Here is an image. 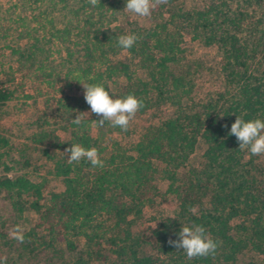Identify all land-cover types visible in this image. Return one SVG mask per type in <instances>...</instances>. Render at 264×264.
I'll return each instance as SVG.
<instances>
[{
    "label": "trees",
    "instance_id": "1",
    "mask_svg": "<svg viewBox=\"0 0 264 264\" xmlns=\"http://www.w3.org/2000/svg\"><path fill=\"white\" fill-rule=\"evenodd\" d=\"M125 7L126 0H101L95 7L88 0H44L32 10L33 24L22 18L29 40L25 49L11 51L30 60L29 66L36 62L34 75L48 92H58L60 126L70 135L64 139L54 128L40 127L26 136L24 147L13 148L18 158L2 160L13 145L0 133V194L14 209L37 214L17 253L23 264H264V156L239 149L230 135L238 116L264 120V0L191 6L168 0L152 11L145 27L113 24ZM55 8L64 11L59 23ZM129 34L140 39L125 50L118 39ZM185 34L216 45L222 55L223 87L201 99L193 90L199 63L186 56ZM56 44L63 48L55 50L62 72L50 58ZM37 49L44 50V62L33 61ZM82 84L103 85L114 98L136 96L145 105L136 116L167 104L174 110L144 126L127 146L112 133L129 128L108 121L99 126L102 117L91 111L85 116L90 106ZM65 85L79 92L70 94ZM12 92L9 85L0 88V105ZM77 116L79 125L72 122ZM91 120L98 125L96 135L89 132ZM77 143L97 148L104 167L86 159L69 164L65 150ZM29 147L40 150L47 173L61 178V190L45 189V177L19 172L31 164L22 153ZM198 147L197 160L189 162ZM159 163L175 188L169 184L162 192L155 184ZM170 191L176 196L172 215L146 218L155 224L137 227L143 207ZM192 225H202L218 242L214 256L188 260L169 244L179 239L182 226Z\"/></svg>",
    "mask_w": 264,
    "mask_h": 264
},
{
    "label": "rangeland",
    "instance_id": "2",
    "mask_svg": "<svg viewBox=\"0 0 264 264\" xmlns=\"http://www.w3.org/2000/svg\"><path fill=\"white\" fill-rule=\"evenodd\" d=\"M208 0H185L187 6L192 4H205ZM44 4V0H0V80L6 82L13 90L12 98L0 105V133L10 139V152L2 156V160L8 158H18V151L13 148L24 147L23 144L27 142L26 136L32 131L40 129L54 128L56 134L62 138H68L69 130L63 129L60 124L64 123L58 111L56 104V96L58 92L53 95L48 92V86L44 84V80L34 75L35 61L42 60L44 62V50H39L34 54V65L29 66L30 60H25L24 57H19L18 52H12V48L25 49L28 43V38L25 35V30L21 25L22 18L33 24L30 20L32 10L36 12L39 4ZM44 6V5H40ZM43 8V7H41ZM125 9V8H124ZM122 10L117 15V20L113 24L127 25L126 21H130L132 26L145 27L150 23V17H138L125 10ZM62 9L55 8L53 14L57 23L63 20ZM118 11L116 12V14ZM41 44V43H40ZM183 44L186 48L187 58H194L198 61V71H195L194 81L195 86L193 90L201 99L206 94H214L218 89L223 87L224 74L222 71V55L219 48L214 45H204L197 39H192L189 34H185ZM44 47V44H42ZM62 45H52L53 52L50 58H54L53 64H57L60 60L59 54L55 51L60 49ZM63 52V48L61 47ZM29 66V67H28ZM194 66V64H193ZM56 71H61V66L57 64ZM64 70V68H63ZM62 72V71H61ZM40 74V73H39ZM36 76V77H35ZM66 81L62 80L61 84ZM66 92L73 94L78 93L79 88H71L65 85ZM30 94V96H29ZM194 94V93H192ZM33 95V96H32ZM29 96V97H28ZM196 99V98H195ZM174 107L167 104L159 110H154L153 113L149 111L135 117L129 125L128 133L113 132L112 136L118 138L121 143L131 146L137 140L139 133L143 127L150 122H160L168 117L173 112ZM90 109H85V116L89 117ZM30 123H32L30 125ZM98 125L91 120L89 132L92 135L97 134ZM108 134L106 133L101 138V143L105 144ZM201 152L200 147L195 152L190 154V160L198 157ZM30 157V165H23L20 171L28 172L30 177L40 179L47 178L45 189L61 190L63 188L60 177H54L47 173L49 163L44 165V157L40 150L27 148L22 152ZM195 161V160H194ZM16 166H19L16 164ZM159 171L155 172V184L163 192L170 184L171 188L176 187V183L164 177L160 172L162 164L159 163ZM2 165L0 164V171ZM8 174H14V170H9ZM176 205V196L174 191L165 192L156 198V202L151 206L145 205L143 207V216L139 217L137 227L144 225L155 224L157 218L172 215ZM147 220L146 218H153ZM37 218V214L33 209H23L18 211L12 207L3 194H0V232L5 235L0 236V264H23V258L17 252L18 241L10 237V232L20 225L23 229L28 228ZM143 219V220H142ZM142 220V222H141ZM146 221V222H145ZM135 228V227H134ZM6 258V259H5ZM91 264H97L93 262Z\"/></svg>",
    "mask_w": 264,
    "mask_h": 264
},
{
    "label": "clouds",
    "instance_id": "3",
    "mask_svg": "<svg viewBox=\"0 0 264 264\" xmlns=\"http://www.w3.org/2000/svg\"><path fill=\"white\" fill-rule=\"evenodd\" d=\"M88 3L95 7L101 3V0H88ZM167 3L168 0H126L124 10L138 17H150L156 7ZM138 39L140 37L135 34L121 35L118 39V45L128 50L134 46ZM82 85L85 89V101L90 106L91 113L102 117L97 121L99 126H103L105 121H108L113 127H120L127 131L136 114L145 106L134 95L114 98L103 85ZM72 122L79 125L82 121L80 116H77ZM224 127L228 126L224 125ZM230 135L237 138L239 149L248 150L253 156H264V120L245 121L241 116H238L231 125ZM65 154H70L67 159L69 164L79 163L86 159L93 167H104V161L100 158L99 150L95 147L86 149L78 143L72 144V147L65 150ZM190 211L194 212V209ZM10 237L23 243L24 229L17 225L10 232ZM169 244L178 250H183L188 260L214 256L219 246L218 242L207 234L202 225L182 226L179 239H170Z\"/></svg>",
    "mask_w": 264,
    "mask_h": 264
},
{
    "label": "built area",
    "instance_id": "4",
    "mask_svg": "<svg viewBox=\"0 0 264 264\" xmlns=\"http://www.w3.org/2000/svg\"><path fill=\"white\" fill-rule=\"evenodd\" d=\"M5 86H8V84L6 82L0 81V88H3ZM9 175H11V174H9Z\"/></svg>",
    "mask_w": 264,
    "mask_h": 264
},
{
    "label": "crops",
    "instance_id": "5",
    "mask_svg": "<svg viewBox=\"0 0 264 264\" xmlns=\"http://www.w3.org/2000/svg\"><path fill=\"white\" fill-rule=\"evenodd\" d=\"M29 96H30V94H29ZM29 96H28V97H29ZM32 96H33V95H32ZM8 139H9V138H8ZM9 142H10V139H9Z\"/></svg>",
    "mask_w": 264,
    "mask_h": 264
}]
</instances>
